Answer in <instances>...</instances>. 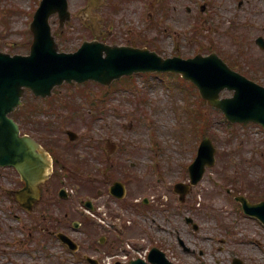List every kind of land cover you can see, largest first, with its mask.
I'll return each mask as SVG.
<instances>
[{
  "label": "rangeland",
  "instance_id": "374dc122",
  "mask_svg": "<svg viewBox=\"0 0 264 264\" xmlns=\"http://www.w3.org/2000/svg\"><path fill=\"white\" fill-rule=\"evenodd\" d=\"M202 1L168 0L170 9L164 15L158 11L159 0H125L117 7L106 0L105 6L95 8L92 14L104 21L106 31L102 36L110 43L146 46L152 42L164 56L189 57L199 50L208 53L215 49L228 62H236L242 72L264 84V51L254 43L260 32L256 24L264 25V3L256 2L244 8L237 5L238 0H209L212 3L207 13L209 20L200 14L195 29L190 31L188 23L200 11L198 6ZM69 2L73 12L70 24L60 30L57 15L50 19L60 48L66 51L94 38L91 17L84 12L89 0ZM39 3L40 0H0L2 50L29 52L33 40L30 24ZM187 5L194 8L192 15L186 12ZM175 6L179 8L174 9ZM146 73L133 74L131 79L122 77L110 86L95 81L73 86L63 84L54 89L47 106L37 100L40 109L33 114L30 125L40 127L49 123L53 136H45L46 140L55 141L53 138L57 136L56 141L66 149L71 161L84 155L92 167L98 162L96 157L101 158L99 162L108 159V142H113L116 150L107 161L113 163L114 178L126 181L128 188L125 203L106 194L96 196L107 213L102 219H93L95 225L74 228V219L70 218V228L65 230L82 244V252L84 242L95 245L100 236H106L107 243L93 252L100 259L119 251L126 241L135 246H150L145 240L147 230L156 236L153 244L174 255L175 248H169L176 243L169 231L191 228L185 216L192 215L202 230L208 228L215 236H227L225 263L231 264L233 256H241L248 264H264L256 261L261 252L255 247L258 240L264 244V227L240 213L234 199L239 192L252 194L254 199L264 197V130L256 124H230L222 111L205 104L197 87L175 74L159 77L156 73ZM230 94L227 90L222 92L223 96ZM27 98L35 101L31 92ZM68 103H75L78 110L72 114ZM26 105L28 112L31 102ZM68 128L79 134L76 141L67 137ZM30 130L39 136V131ZM203 134L213 139L217 162L193 188L187 201L180 204L173 186L178 181L189 180L188 166L197 154ZM0 173V242H3L0 264H86L44 233V227L53 228L55 222L40 214L43 206L34 216H28L10 198L9 189L20 187L15 170L7 167ZM73 174V171L64 172L65 185L79 190L80 186L69 177ZM104 185L99 183V189ZM86 192L82 188L80 194ZM144 198L152 199L153 205L158 202L157 207L143 210ZM60 203L61 206L51 205L50 211L61 218L62 213L71 212L72 206L69 201ZM153 217L162 226L151 228ZM106 227L112 230L106 231ZM30 232L31 239L23 245L22 239L29 237ZM181 235L185 240L191 239L185 233Z\"/></svg>",
  "mask_w": 264,
  "mask_h": 264
},
{
  "label": "water",
  "instance_id": "95a60500",
  "mask_svg": "<svg viewBox=\"0 0 264 264\" xmlns=\"http://www.w3.org/2000/svg\"><path fill=\"white\" fill-rule=\"evenodd\" d=\"M100 2L91 0L90 7ZM57 11L62 23L70 19L68 0L42 1L31 25L34 40L29 54L12 55L0 50V165L11 164L20 171L26 185L17 196L29 209L40 197L39 182L49 172L51 162L38 142L20 134L18 124L9 116L22 103L21 97L27 87L36 94L47 95L64 81L74 83L95 79L110 84L124 74L139 70L176 71L193 81L208 103L221 108L232 121L257 120L264 123V87L232 70L216 52L209 55L199 53L187 59L180 56L163 58L148 48L108 45L97 39L84 42L75 52H59L49 24V17ZM226 87L234 89L235 94L221 98L220 92ZM214 154L212 140L206 137L190 166L192 183H197L202 177L206 164H214ZM115 188H119V183L114 185ZM189 188V184L182 182L175 185L176 191L182 193L181 197ZM120 193L124 195L122 191ZM241 200L247 212L264 221V202L251 204L245 198ZM59 235L71 245L68 236ZM150 260L168 264L165 253L156 247L150 253ZM132 264L148 263L138 259Z\"/></svg>",
  "mask_w": 264,
  "mask_h": 264
},
{
  "label": "flooded vegetation",
  "instance_id": "af4514ba",
  "mask_svg": "<svg viewBox=\"0 0 264 264\" xmlns=\"http://www.w3.org/2000/svg\"><path fill=\"white\" fill-rule=\"evenodd\" d=\"M256 1L258 0H239L237 5L239 7L250 6L249 4ZM209 3L207 1L206 4L201 5L203 12L207 10ZM189 11L192 12V9L189 8ZM111 155L109 154L108 160ZM174 248H176L177 253L171 256L173 261L171 264H224V245L218 246V250H215L213 247H203L202 244L195 242L189 249L182 247V245H175ZM180 248L182 251H180ZM188 259L189 261H187Z\"/></svg>",
  "mask_w": 264,
  "mask_h": 264
},
{
  "label": "trees",
  "instance_id": "16d2710c",
  "mask_svg": "<svg viewBox=\"0 0 264 264\" xmlns=\"http://www.w3.org/2000/svg\"><path fill=\"white\" fill-rule=\"evenodd\" d=\"M18 111H16V112H14L12 115L15 117V118H17L18 117Z\"/></svg>",
  "mask_w": 264,
  "mask_h": 264
}]
</instances>
